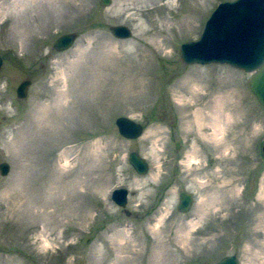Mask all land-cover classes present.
I'll return each mask as SVG.
<instances>
[{
  "label": "rangeland",
  "instance_id": "1",
  "mask_svg": "<svg viewBox=\"0 0 264 264\" xmlns=\"http://www.w3.org/2000/svg\"><path fill=\"white\" fill-rule=\"evenodd\" d=\"M110 1L0 0V264H264V108L247 74L177 53L229 0Z\"/></svg>",
  "mask_w": 264,
  "mask_h": 264
},
{
  "label": "water",
  "instance_id": "2",
  "mask_svg": "<svg viewBox=\"0 0 264 264\" xmlns=\"http://www.w3.org/2000/svg\"><path fill=\"white\" fill-rule=\"evenodd\" d=\"M101 6L110 5V0H99ZM254 0H229L224 2H219L216 5V8L222 6L223 10L219 12H214L215 9L209 14L207 20L204 21L203 31L200 32L199 38L197 40L186 41L179 45L178 49V57L183 61V64H224L235 69H238L247 74L249 76L247 80V86H249V91L256 98L257 104L264 108V6L263 5H255L252 6ZM264 4V0H263ZM245 9H248L252 12H257L260 14L259 20V28L258 33L260 34L258 38L255 39V42L259 45L258 48H255L256 57L258 58L252 60L251 62L244 63L242 59H234L232 51L233 47H222L217 53V56L213 55H193L192 52L197 51L200 52L202 49V40L214 41L216 40V36L214 33L216 23L222 21V23L234 22L235 19L238 21L241 19L238 15L243 17V12ZM244 10V11H243ZM236 12V13H235ZM213 14V16H212ZM236 16V17H235ZM108 31L112 33V36L116 38H127L131 35V30H129L124 25H112L108 27ZM214 33V34H213ZM213 34V35H212ZM75 33H65L60 37L56 38L53 41V49L55 51L61 52L67 48H71L72 42L75 39ZM230 45V44H229ZM240 58V57H239ZM3 58L0 56V66L2 64ZM30 81L29 79L22 80L16 86L15 96L17 98H24L26 96V92L29 88ZM115 129L118 134H120L123 138L126 139H136L141 135L142 125L139 123H134L133 120L128 117L118 116L114 120ZM177 146V144H176ZM260 157H264V141L260 144ZM127 163L130 164L132 170L138 175H143L147 171L148 164L145 162L144 158L139 153H136L134 150L128 152ZM8 172L7 162L0 163V175L5 176ZM192 194L186 191H180L179 196L177 197V207L176 210L181 212L188 211L189 207L192 205ZM111 201L118 206L119 208H124L126 205L127 199V190L124 187H120L119 189H113L110 193ZM215 264H239L236 258L233 255H225V257L219 258Z\"/></svg>",
  "mask_w": 264,
  "mask_h": 264
},
{
  "label": "bare ground",
  "instance_id": "3",
  "mask_svg": "<svg viewBox=\"0 0 264 264\" xmlns=\"http://www.w3.org/2000/svg\"><path fill=\"white\" fill-rule=\"evenodd\" d=\"M254 3L264 6L263 0H254L252 6L255 5ZM220 10H223L222 6L217 7V9L213 11V14L214 12H219ZM238 16L241 19L237 21L236 18L233 23L229 21L228 23L224 24L219 20V22L214 25L216 26L214 30L216 40H212L210 42L209 40H202L203 45L201 46V51H194L192 52L193 55L201 54L203 56H217L218 54H220L217 53L220 48L222 49L223 46L224 48L231 46L234 49L232 51L234 59H242L245 64L258 58V56L256 57L255 48H258L259 45L255 42V39L260 35L258 33V28L260 26V19L258 20V18H260V14L255 11L248 12V9H245V11L243 12V17L241 15Z\"/></svg>",
  "mask_w": 264,
  "mask_h": 264
}]
</instances>
